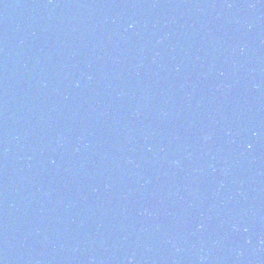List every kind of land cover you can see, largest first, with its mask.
<instances>
[{
  "label": "water",
  "instance_id": "water-1",
  "mask_svg": "<svg viewBox=\"0 0 264 264\" xmlns=\"http://www.w3.org/2000/svg\"><path fill=\"white\" fill-rule=\"evenodd\" d=\"M0 264H264V41L224 0H0Z\"/></svg>",
  "mask_w": 264,
  "mask_h": 264
}]
</instances>
